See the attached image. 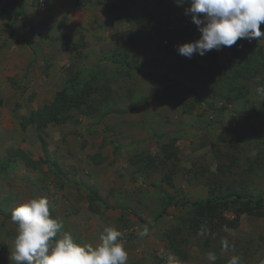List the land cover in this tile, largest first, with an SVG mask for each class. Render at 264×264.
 Listing matches in <instances>:
<instances>
[{"label": "rangeland", "instance_id": "1", "mask_svg": "<svg viewBox=\"0 0 264 264\" xmlns=\"http://www.w3.org/2000/svg\"><path fill=\"white\" fill-rule=\"evenodd\" d=\"M187 7L0 0V264H15L13 208L39 197L63 225L56 238L95 247L113 227L126 264H211L209 252L215 264H264V213L242 214L235 229L197 226L185 204L215 193L232 220L238 194L264 199V37L211 50L221 66L252 71L214 87L207 54L177 51L200 36ZM72 84L91 86L86 104L22 130Z\"/></svg>", "mask_w": 264, "mask_h": 264}, {"label": "clouds", "instance_id": "2", "mask_svg": "<svg viewBox=\"0 0 264 264\" xmlns=\"http://www.w3.org/2000/svg\"><path fill=\"white\" fill-rule=\"evenodd\" d=\"M178 6L187 2L185 15L197 26L200 36L193 42L176 46L180 55L201 57L211 50L231 47L238 40H259L264 37L260 25L264 23V0H175ZM264 94V88L258 89ZM17 225L10 260L15 264H126L127 252L120 241L121 233L107 227L99 236L100 243L92 247L74 242L71 234L56 238L63 227L50 216L44 197L32 198L11 212ZM145 232L141 235H146ZM227 247V242H224ZM207 260L215 264V253H207ZM228 264H239L232 256Z\"/></svg>", "mask_w": 264, "mask_h": 264}, {"label": "trees", "instance_id": "3", "mask_svg": "<svg viewBox=\"0 0 264 264\" xmlns=\"http://www.w3.org/2000/svg\"><path fill=\"white\" fill-rule=\"evenodd\" d=\"M2 14L3 13L0 12V18ZM207 60V73L210 77L209 82L214 87H216L217 83H219L224 76L233 78L234 82H237L239 79L247 80L252 76V71L245 62L240 63L241 65L239 68L221 66L217 54L213 51L207 53ZM228 71H230V73ZM91 93L92 88L89 84H86L81 90L78 89L77 84H72V86L59 91L52 104L32 112L29 117L22 118L20 123L22 130H26L30 125H35L37 129L43 130L49 124L63 123L65 121V114L73 108H80L81 105L86 104ZM231 203H240V207L234 210L236 216L232 220H228L220 213L222 206L228 207V202L222 197L215 195V193L206 201L186 202L185 204L194 211L197 218V226L207 221L211 222L212 226L215 224L217 227L235 229L239 225V219L242 214L263 216V198H246L244 194L240 193ZM164 211L165 210H163L161 214H163Z\"/></svg>", "mask_w": 264, "mask_h": 264}]
</instances>
